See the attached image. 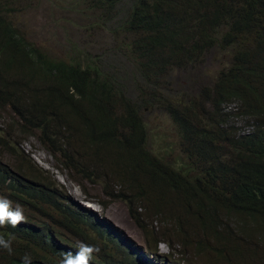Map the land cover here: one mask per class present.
Segmentation results:
<instances>
[{
	"label": "trees",
	"instance_id": "16d2710c",
	"mask_svg": "<svg viewBox=\"0 0 264 264\" xmlns=\"http://www.w3.org/2000/svg\"><path fill=\"white\" fill-rule=\"evenodd\" d=\"M17 2L0 0V197L26 220L0 227L12 242L0 264H60L81 242L101 248L91 264H141L62 195L52 171L22 159L18 138L29 135L87 194V183L101 189L102 206L124 201L149 249L264 264V0H76L75 11L106 24L125 74L81 42L61 55L41 46L18 24ZM181 70L194 79L178 89ZM156 109L169 130L149 123ZM175 137L177 155L162 148Z\"/></svg>",
	"mask_w": 264,
	"mask_h": 264
},
{
	"label": "rangeland",
	"instance_id": "374dc122",
	"mask_svg": "<svg viewBox=\"0 0 264 264\" xmlns=\"http://www.w3.org/2000/svg\"><path fill=\"white\" fill-rule=\"evenodd\" d=\"M75 1L76 0H18L16 4L18 24L30 38L58 55H61L70 43L81 42L84 44L82 48H88L91 54L96 59L102 60L107 67H114V65L119 62L123 64H119L116 70L118 71L120 66L124 74L126 71L129 72V65L126 63L125 58L115 53L112 48L109 35L105 30L106 24L100 27V22L97 18H91L90 16L82 15L75 11ZM216 62L217 60L211 55L206 63L205 67L211 69L212 74L213 70L216 69ZM172 77L174 85L176 84V88L178 89L185 88L188 83L192 82L194 79L191 72H185L183 70L175 72ZM125 84L131 89H135L136 87L130 79L125 80ZM131 89H127V92L134 95L132 93L134 91ZM233 106L234 105H230L228 110L232 109ZM146 117L151 126L155 128L169 130L172 127L169 124L165 126L159 125L160 123L167 122L168 117L158 109L150 112ZM239 125L242 128H248V125L242 122V118H240ZM18 139L21 140L19 147L22 159L30 158L42 168L53 171L62 189V195H68L78 203H84L98 214V218L102 222L111 225L117 232H124L138 246H144V235L130 214L129 208L124 201L116 199L111 201L107 207L104 205L102 206L94 197L98 194L103 195L101 189H98V187L91 183H87L94 196L87 194L82 187L72 179L67 169L57 166L56 158L43 146L36 136L29 135ZM176 139L175 137L173 139L167 138L163 140L168 143L173 141V145H164L162 148L167 151L174 148V154H179V145ZM160 143L161 142L156 138H152L150 142L151 149L153 147L155 151L163 153ZM3 157L6 161H9L11 165L15 164L12 157L6 154H3ZM162 250L164 253L167 252V245L162 244ZM177 252L175 256L177 257L176 261L179 262L182 259V255ZM155 261L160 260L156 259ZM251 262V260H248L246 264H251Z\"/></svg>",
	"mask_w": 264,
	"mask_h": 264
},
{
	"label": "clouds",
	"instance_id": "9594fccd",
	"mask_svg": "<svg viewBox=\"0 0 264 264\" xmlns=\"http://www.w3.org/2000/svg\"><path fill=\"white\" fill-rule=\"evenodd\" d=\"M51 171V170H50ZM53 172V171H52ZM54 173V172H53ZM73 199V198H72ZM80 207L94 213L97 217L98 214L91 210L87 205L82 202H77ZM102 214V213H101ZM26 217L24 210L19 204L14 205L11 200L6 197H0V227L10 225L13 228L18 227L21 223H24ZM86 220L93 224L101 225V229L113 240L116 244L122 246L131 257H133L138 263L141 264H202L198 261H181L177 262L176 259L170 256L172 249L164 242L159 243L155 249H149L146 242L144 246H138L132 239H130L124 232L113 228L111 225H102L91 217H87ZM162 244L167 245L168 250L164 253L162 250ZM11 240L5 239L0 236V248L6 249L9 253L12 252ZM101 252V248L96 245L87 244L81 242L77 245L75 252L68 251L63 254L60 264H91L93 256L98 255ZM178 253V252H177ZM176 254V252H175ZM175 258H177L175 256ZM159 259L160 261H155ZM22 264H32L31 258L25 255L22 258Z\"/></svg>",
	"mask_w": 264,
	"mask_h": 264
}]
</instances>
